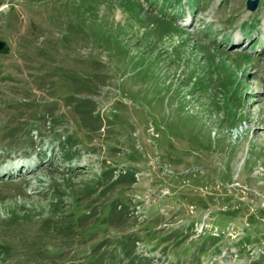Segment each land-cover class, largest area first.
<instances>
[{
  "label": "rangeland",
  "instance_id": "1",
  "mask_svg": "<svg viewBox=\"0 0 264 264\" xmlns=\"http://www.w3.org/2000/svg\"><path fill=\"white\" fill-rule=\"evenodd\" d=\"M247 3L0 0V264H264Z\"/></svg>",
  "mask_w": 264,
  "mask_h": 264
},
{
  "label": "water",
  "instance_id": "2",
  "mask_svg": "<svg viewBox=\"0 0 264 264\" xmlns=\"http://www.w3.org/2000/svg\"><path fill=\"white\" fill-rule=\"evenodd\" d=\"M258 6V0H248L247 8L250 10H256ZM12 52V47L5 39H0V55H8Z\"/></svg>",
  "mask_w": 264,
  "mask_h": 264
},
{
  "label": "bare ground",
  "instance_id": "3",
  "mask_svg": "<svg viewBox=\"0 0 264 264\" xmlns=\"http://www.w3.org/2000/svg\"><path fill=\"white\" fill-rule=\"evenodd\" d=\"M240 42H241V40L237 39V40L234 42V44H235V45H236V44H240Z\"/></svg>",
  "mask_w": 264,
  "mask_h": 264
},
{
  "label": "trees",
  "instance_id": "4",
  "mask_svg": "<svg viewBox=\"0 0 264 264\" xmlns=\"http://www.w3.org/2000/svg\"><path fill=\"white\" fill-rule=\"evenodd\" d=\"M105 173H107V172H105ZM107 174H108V173H107ZM110 174H111V173H110ZM110 174H109V175H110ZM119 179H120V177H119ZM99 180H100V179H99Z\"/></svg>",
  "mask_w": 264,
  "mask_h": 264
}]
</instances>
